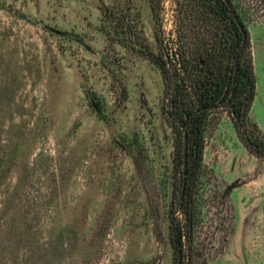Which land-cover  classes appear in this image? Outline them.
I'll return each instance as SVG.
<instances>
[{"label":"rangeland","instance_id":"rangeland-1","mask_svg":"<svg viewBox=\"0 0 264 264\" xmlns=\"http://www.w3.org/2000/svg\"><path fill=\"white\" fill-rule=\"evenodd\" d=\"M157 2L0 0V264L181 261L179 140L159 68L177 50L180 13L176 0ZM242 2L257 81L250 118L264 134V0ZM207 122L200 257L186 245L181 263L264 264V160L225 107Z\"/></svg>","mask_w":264,"mask_h":264},{"label":"trees","instance_id":"trees-1","mask_svg":"<svg viewBox=\"0 0 264 264\" xmlns=\"http://www.w3.org/2000/svg\"><path fill=\"white\" fill-rule=\"evenodd\" d=\"M157 1L150 0L154 10L157 9ZM176 3L180 13L177 50L173 55H164L159 68L164 85L163 112L179 140L175 171L181 191L179 206L183 207L185 223L172 221V237L175 253L182 261L186 245L192 260L200 257L193 246L198 226L194 196L203 168L209 114L225 107L240 141L261 160H264V134L250 118L257 81L250 54L246 5L242 0H176ZM203 108L208 110L194 119L188 133L186 191L182 203L184 134L195 111Z\"/></svg>","mask_w":264,"mask_h":264},{"label":"water","instance_id":"water-1","mask_svg":"<svg viewBox=\"0 0 264 264\" xmlns=\"http://www.w3.org/2000/svg\"><path fill=\"white\" fill-rule=\"evenodd\" d=\"M241 29L244 30V27L242 24H239ZM240 52L238 53L237 59H236V63H238L239 60V56H240ZM208 110V108H203V109H198L197 111H195V113L193 114L192 118L189 120L188 124H187V128L184 134V148H183V160H184V191L182 193V202L184 201V197H185V191H186V171H187V166H188V133H189V129L190 126L192 125L194 119L203 111ZM182 207V205H181ZM179 264H182L181 261H179Z\"/></svg>","mask_w":264,"mask_h":264}]
</instances>
